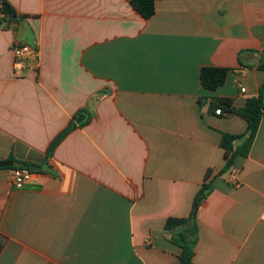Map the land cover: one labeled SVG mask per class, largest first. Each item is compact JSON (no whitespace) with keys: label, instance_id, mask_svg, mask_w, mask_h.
<instances>
[{"label":"crops","instance_id":"obj_1","mask_svg":"<svg viewBox=\"0 0 264 264\" xmlns=\"http://www.w3.org/2000/svg\"><path fill=\"white\" fill-rule=\"evenodd\" d=\"M9 1L30 17L0 29V162L41 170L15 189L0 167V264H178L166 222L190 216L208 170L193 264H264V116L217 176L223 134L247 122L211 108L264 87V0H158L150 19L131 0ZM16 42L37 51L19 74ZM204 66L226 83L204 89Z\"/></svg>","mask_w":264,"mask_h":264},{"label":"trees","instance_id":"obj_2","mask_svg":"<svg viewBox=\"0 0 264 264\" xmlns=\"http://www.w3.org/2000/svg\"><path fill=\"white\" fill-rule=\"evenodd\" d=\"M157 1L158 0H131L130 4L145 19H150L156 14ZM29 17L30 15L21 14L9 0H0V29H16L21 22ZM260 68L264 69L263 62L260 65ZM229 72L230 69L228 68L211 66L202 67L200 73L202 87L209 91L218 90L226 83ZM211 108L214 111L220 108L221 112L237 115L247 122V130L245 133H224L222 136L220 145L225 151L226 164L224 168L217 173V176H221L233 167L237 157H247L250 154L262 117L264 116V87L261 88L257 97L249 98L243 108H234L233 101L229 98L213 100ZM74 126L75 124H70L51 143L47 151L48 158L54 155L56 148L72 131ZM239 140L244 141L239 146L235 145ZM213 173L212 170H208L206 179L193 201L190 216L188 218H169L166 222V229L174 233L173 239L182 249L180 255V262L182 264H193V257L195 254L194 246L197 242L198 235L196 219L200 206L212 191Z\"/></svg>","mask_w":264,"mask_h":264},{"label":"built area","instance_id":"obj_3","mask_svg":"<svg viewBox=\"0 0 264 264\" xmlns=\"http://www.w3.org/2000/svg\"><path fill=\"white\" fill-rule=\"evenodd\" d=\"M15 62L14 70L16 73H21L24 69L31 65L32 61L37 59V51L28 44L16 42L13 48ZM244 92L245 89H242ZM217 115H222L221 109L216 110ZM35 172L29 168H13L10 174V184L15 189H23L26 184L32 179ZM231 182L235 186H239L240 183L237 181L235 174H231ZM178 264H182L179 262Z\"/></svg>","mask_w":264,"mask_h":264},{"label":"water","instance_id":"obj_4","mask_svg":"<svg viewBox=\"0 0 264 264\" xmlns=\"http://www.w3.org/2000/svg\"><path fill=\"white\" fill-rule=\"evenodd\" d=\"M86 119V115L82 114L77 120V123L80 124L84 122ZM0 167H8V168H29L33 172H38L41 170L40 166L37 165H27V164H22L19 162H14V161H2L0 162Z\"/></svg>","mask_w":264,"mask_h":264}]
</instances>
